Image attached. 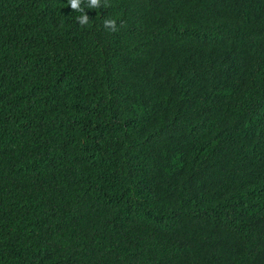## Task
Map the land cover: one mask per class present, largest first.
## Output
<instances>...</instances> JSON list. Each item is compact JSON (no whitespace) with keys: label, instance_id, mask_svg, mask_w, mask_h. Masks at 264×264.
Returning <instances> with one entry per match:
<instances>
[{"label":"trees","instance_id":"trees-1","mask_svg":"<svg viewBox=\"0 0 264 264\" xmlns=\"http://www.w3.org/2000/svg\"><path fill=\"white\" fill-rule=\"evenodd\" d=\"M107 4L0 0V264H264V0Z\"/></svg>","mask_w":264,"mask_h":264},{"label":"clouds","instance_id":"clouds-1","mask_svg":"<svg viewBox=\"0 0 264 264\" xmlns=\"http://www.w3.org/2000/svg\"><path fill=\"white\" fill-rule=\"evenodd\" d=\"M68 4L70 5L72 11H79L83 13L80 17L77 18L81 26L88 24L90 20V17L85 12V8L95 9L102 6H109L107 4V0H105V3L103 5L101 3V0H68ZM103 25L107 30L111 32H116L119 30L117 27V21L112 18L105 19L103 21ZM120 27H123V22H121Z\"/></svg>","mask_w":264,"mask_h":264}]
</instances>
